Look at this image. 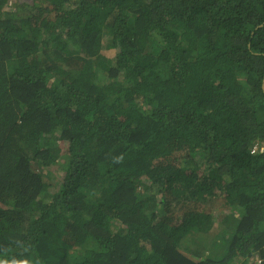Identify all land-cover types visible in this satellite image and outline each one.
<instances>
[{
	"label": "trees",
	"instance_id": "obj_1",
	"mask_svg": "<svg viewBox=\"0 0 264 264\" xmlns=\"http://www.w3.org/2000/svg\"><path fill=\"white\" fill-rule=\"evenodd\" d=\"M12 2L0 264H264V0Z\"/></svg>",
	"mask_w": 264,
	"mask_h": 264
},
{
	"label": "rangeland",
	"instance_id": "obj_2",
	"mask_svg": "<svg viewBox=\"0 0 264 264\" xmlns=\"http://www.w3.org/2000/svg\"><path fill=\"white\" fill-rule=\"evenodd\" d=\"M14 3H17V0H13V2L9 5V9L10 8H12V9H16V6H15V4ZM36 18V17H35ZM104 55L106 56V57H111L112 56V53L111 52H105L104 53ZM224 213H229L228 211H226L225 210V212ZM230 214V213H229ZM216 215H218V212L216 213ZM223 215H221V217L219 218V220L216 222V224H214V227H213V229L212 230H214V231H211V233L212 234H214V236H216L217 234H219L220 232H222V228L224 227H222L221 226V224L223 223L222 222V220H223ZM256 260H257V258H256ZM256 260H255V262H256Z\"/></svg>",
	"mask_w": 264,
	"mask_h": 264
},
{
	"label": "clouds",
	"instance_id": "obj_3",
	"mask_svg": "<svg viewBox=\"0 0 264 264\" xmlns=\"http://www.w3.org/2000/svg\"><path fill=\"white\" fill-rule=\"evenodd\" d=\"M120 159H122V158H116V161H115V162H119V161H120Z\"/></svg>",
	"mask_w": 264,
	"mask_h": 264
}]
</instances>
